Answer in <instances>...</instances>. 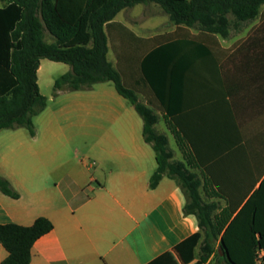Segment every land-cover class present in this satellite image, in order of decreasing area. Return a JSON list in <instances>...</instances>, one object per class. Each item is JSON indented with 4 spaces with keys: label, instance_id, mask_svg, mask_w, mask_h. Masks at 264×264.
<instances>
[{
    "label": "crops",
    "instance_id": "1",
    "mask_svg": "<svg viewBox=\"0 0 264 264\" xmlns=\"http://www.w3.org/2000/svg\"><path fill=\"white\" fill-rule=\"evenodd\" d=\"M150 4L158 5L127 7L114 21L143 40L175 33L163 9L166 30L153 14L137 12ZM179 33L142 58L163 108L155 110V129L164 124L161 134L169 146L174 140L176 161L225 152L233 155L232 183L240 170L254 176L264 168V5L256 19L233 25L226 37L199 28ZM71 70L41 60L37 81L48 104L33 119L35 137L26 128L0 131V176L20 193L13 199L0 191V224L29 227L41 217L53 223L34 244L30 264H204V233L196 216L185 213L182 188L169 176L150 188L159 165L142 116L112 81L54 98L56 81ZM76 138L83 139L87 160L78 159ZM218 198L211 189V201ZM7 256L0 243V264Z\"/></svg>",
    "mask_w": 264,
    "mask_h": 264
},
{
    "label": "trees",
    "instance_id": "2",
    "mask_svg": "<svg viewBox=\"0 0 264 264\" xmlns=\"http://www.w3.org/2000/svg\"><path fill=\"white\" fill-rule=\"evenodd\" d=\"M0 3L4 5L0 6V131L26 128L36 136L33 119L48 104L37 81L42 59L63 62L72 68L56 81L55 96L114 82L118 92L142 116L144 138L156 152L159 166L150 180V188H157L165 176L175 179L186 195L185 213L198 219L204 233L201 261L213 264L212 260L218 258L225 264H259V253L264 252V168L256 169L252 177L240 170L239 182L232 183V154L220 152L213 154L211 160L212 157L195 153L186 163L174 160L168 137L155 129L159 121L155 110L163 108L156 99V80L145 74L149 68L142 58L157 45L179 37V30L189 34V29L197 27L226 37L233 25L239 27L256 19L264 0H0ZM145 3L158 4L178 27L177 31L155 40H143L114 21L123 9ZM45 30L55 38L54 43L46 41ZM110 43L118 59L116 67L108 59ZM149 85L154 88L152 93L145 89ZM140 95L146 98V103L140 101ZM173 131L182 145V138ZM194 166L202 177L191 171ZM211 189L227 201V207L220 209L217 203L206 201L202 192L205 190L210 199ZM0 191L13 199L20 198V193L2 176ZM53 229V223L45 217L29 227L0 224V243L8 252L2 264H30L34 244Z\"/></svg>",
    "mask_w": 264,
    "mask_h": 264
},
{
    "label": "rangeland",
    "instance_id": "3",
    "mask_svg": "<svg viewBox=\"0 0 264 264\" xmlns=\"http://www.w3.org/2000/svg\"><path fill=\"white\" fill-rule=\"evenodd\" d=\"M137 12H140V13H142V14H146V13H151V14H153V16L155 17V18H157V20H158V23H159V26L161 27L160 29H162V30H166L167 29V27L169 26V23H168V21H167V15H166V13L162 10V8L160 7V6H158V5H152V4H150V5H145V7H142V6H139L138 8H137ZM197 28V27H196ZM44 35H45V39H46V41L47 42H54V38H53V36L47 31V30H45V32H44ZM109 59L111 60V61H113L114 59H113V55H112V53H110L109 54ZM114 62V61H113ZM57 75V74H56ZM47 92V90H46V88L44 89V93H46ZM51 93L54 95V89H52L51 90ZM66 93H71V92H63V93H61L60 95H58V96H55L54 95V98H58V97H60L61 95H64V94H66ZM140 101H142L143 102V98L140 96ZM129 106H131L130 104H129ZM132 107V106H131ZM163 129H165V126H164V124L163 123H160V127H159V129H158V132L159 133H161V132H163ZM170 139H171V142H170V149H172V150H174L175 152H177L176 150V145H175V142H174V140L170 137ZM74 148H77L78 149V151H79V160L80 161H82V160H87V156H86V153L84 152V149H85V143H84V141H83V139L82 138H76L75 139V142H74ZM191 171L192 172H194V173H197L200 177H202V173H200L198 170H195L194 171V169H191ZM203 197L206 199V201H208V202H215V203H217L218 205H219V207H220V209H224V207H225V201H223L221 198H218L217 200L215 199V200H213V201H211V199H209L208 198V196H207V193H205V190H203ZM218 246H219V242H217L216 243V248L218 249ZM212 263L213 264H225V263H221L220 261H219V259L218 258H214L213 260H212Z\"/></svg>",
    "mask_w": 264,
    "mask_h": 264
},
{
    "label": "built area",
    "instance_id": "4",
    "mask_svg": "<svg viewBox=\"0 0 264 264\" xmlns=\"http://www.w3.org/2000/svg\"><path fill=\"white\" fill-rule=\"evenodd\" d=\"M263 257H264V252L262 251L261 253H259V264H263Z\"/></svg>",
    "mask_w": 264,
    "mask_h": 264
},
{
    "label": "water",
    "instance_id": "5",
    "mask_svg": "<svg viewBox=\"0 0 264 264\" xmlns=\"http://www.w3.org/2000/svg\"><path fill=\"white\" fill-rule=\"evenodd\" d=\"M221 254L224 255V253L221 251Z\"/></svg>",
    "mask_w": 264,
    "mask_h": 264
}]
</instances>
